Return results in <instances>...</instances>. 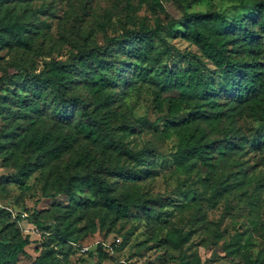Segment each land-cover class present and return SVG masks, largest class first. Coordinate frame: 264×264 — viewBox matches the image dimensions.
<instances>
[{
  "label": "trees",
  "instance_id": "1",
  "mask_svg": "<svg viewBox=\"0 0 264 264\" xmlns=\"http://www.w3.org/2000/svg\"><path fill=\"white\" fill-rule=\"evenodd\" d=\"M5 1L0 0V5ZM122 1L126 2V23L131 26L125 24L107 38L106 44H91L89 34L85 42L73 46L66 60L46 61L39 72L20 69L25 73L22 84L4 95L3 109H10L0 128V150L6 158L16 159L22 148L33 147L42 159L37 168L59 161L66 154L71 155V164L76 168L95 163L93 172L68 179L57 176L56 192H46V196L66 193L74 201L77 194H83L86 200L74 202L71 215L91 204L97 207L98 214L110 215L113 223L128 217L132 208L141 206L136 192L117 196L109 178L118 174L135 186L144 171L104 166L96 162L97 154L108 151L113 144L121 149L122 142L113 132L126 137L135 131V126L152 124L145 117L133 123L123 121L116 94L130 79L148 77L149 71L143 65L158 63L156 88L151 91L153 104H166L168 116L175 115L178 107L189 109L190 114L180 124L165 122L163 133L177 136L176 150L169 154L152 150L154 156L180 173L196 171L214 200L242 191L247 176L264 165V132L251 139L236 138L239 129L234 125L245 115L264 121V0H245L250 12L238 18L215 8L190 11L199 0ZM166 2L175 4L183 16L178 20L170 17ZM143 8L157 14L153 22L148 18L134 19L132 13ZM163 32L196 46L205 60L166 42ZM159 40L166 43L165 49L157 48ZM0 42L30 47L31 30L18 19L4 22L0 18ZM208 64L213 66L211 71ZM16 75L1 76L0 90ZM77 87L86 89L89 101L76 91ZM174 92L177 96H173ZM163 118L160 116L154 124ZM231 160L249 166L242 171ZM33 165L18 161L17 172L2 179L24 189ZM145 211L153 215L151 210ZM74 221L66 219L58 228L63 243L78 240ZM96 226L92 222L93 230ZM2 240L0 247L7 246L10 251L0 249V264H7L12 254L24 252L31 243L29 237L9 244H1ZM167 241L174 248L182 246L180 235L173 232ZM95 251L97 264L112 260L111 251L103 243H98ZM199 263L200 259L194 257L188 264ZM36 264L54 263L39 256Z\"/></svg>",
  "mask_w": 264,
  "mask_h": 264
},
{
  "label": "rangeland",
  "instance_id": "2",
  "mask_svg": "<svg viewBox=\"0 0 264 264\" xmlns=\"http://www.w3.org/2000/svg\"><path fill=\"white\" fill-rule=\"evenodd\" d=\"M244 2L199 0L190 11L215 8L232 18L245 17L250 10ZM125 5L122 0H6L2 3L0 18L4 22L18 19L26 24L31 30L32 42L30 47L0 42V78L17 73L14 81L0 90V128L6 123L3 117L8 116L10 109H3L4 95L22 84L25 73L21 68L39 72L46 61L66 60L73 46L85 42L89 34L91 44H106L108 37L127 24ZM165 5L170 17L178 20L183 16L172 2ZM132 16L153 22L157 14L143 8ZM162 37L181 51L198 54L205 60L196 46L182 38L166 32ZM157 48L165 49L166 43L159 40ZM157 65H143L149 71L148 77L130 79L116 94L123 121L133 123L145 117L152 124L135 126V131L126 137L113 132L122 142L121 149L113 144L108 151L97 154L96 162L104 166L144 171L135 186L118 174L109 178L115 184L117 196L131 190L136 192L141 206L132 208L128 217L113 223L110 215L98 214L97 207L91 204L71 215L74 202L86 200L83 194H77L74 201L66 193L46 196V192H56L57 176L68 179L93 172L95 163L76 168L71 164V155L66 154L59 161L37 168L42 159L33 147L22 148L16 159L6 158L0 150L1 244L26 237L31 242L24 252L12 254L7 264H36L39 256L54 264H97L95 250L100 242L110 244L111 248L104 246L112 254V260L102 264H188L194 257L200 259L199 264H264V165L247 176L248 182L240 178L247 184L242 191H233L215 200L196 171L180 173L163 165L153 151L169 154L176 150L178 141L176 135L167 137L163 133L164 124L166 121L182 123L190 110L178 107L175 115L168 116L166 104L160 107L153 104L151 91L156 88ZM207 69L211 71L213 66L208 64ZM76 91L90 100L85 88L77 87ZM160 116L163 120L155 125ZM234 125L239 129L236 138L251 139L264 132V121L250 115L237 119ZM18 161L34 164L24 189L2 179L17 172ZM231 161L242 171L249 166ZM146 208L153 215L148 216ZM66 219L75 220L77 241L63 243L64 239L58 235L57 230ZM92 222L97 225L94 230ZM170 232L180 235L181 248H174L167 241ZM0 249L10 251L7 246Z\"/></svg>",
  "mask_w": 264,
  "mask_h": 264
},
{
  "label": "built area",
  "instance_id": "3",
  "mask_svg": "<svg viewBox=\"0 0 264 264\" xmlns=\"http://www.w3.org/2000/svg\"><path fill=\"white\" fill-rule=\"evenodd\" d=\"M118 241H119V239H117ZM107 248H111V245L110 244H108V245H106V244H104Z\"/></svg>",
  "mask_w": 264,
  "mask_h": 264
}]
</instances>
